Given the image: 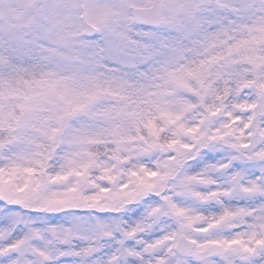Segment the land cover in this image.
<instances>
[{"label": "snow or ice", "instance_id": "6c2138e0", "mask_svg": "<svg viewBox=\"0 0 264 264\" xmlns=\"http://www.w3.org/2000/svg\"><path fill=\"white\" fill-rule=\"evenodd\" d=\"M0 264H264V0H0Z\"/></svg>", "mask_w": 264, "mask_h": 264}]
</instances>
